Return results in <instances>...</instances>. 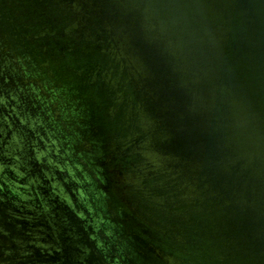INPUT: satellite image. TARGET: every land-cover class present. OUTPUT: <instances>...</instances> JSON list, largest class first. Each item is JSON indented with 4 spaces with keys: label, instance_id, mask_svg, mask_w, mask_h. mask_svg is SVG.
<instances>
[{
    "label": "water",
    "instance_id": "1",
    "mask_svg": "<svg viewBox=\"0 0 264 264\" xmlns=\"http://www.w3.org/2000/svg\"><path fill=\"white\" fill-rule=\"evenodd\" d=\"M0 264H264V0H0Z\"/></svg>",
    "mask_w": 264,
    "mask_h": 264
}]
</instances>
